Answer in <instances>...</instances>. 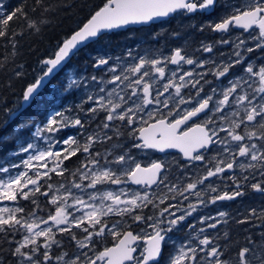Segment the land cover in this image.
Listing matches in <instances>:
<instances>
[{"label":"snow or ice","instance_id":"1","mask_svg":"<svg viewBox=\"0 0 264 264\" xmlns=\"http://www.w3.org/2000/svg\"><path fill=\"white\" fill-rule=\"evenodd\" d=\"M217 8L221 9L217 17L205 21L198 30L218 33L221 38L211 44L202 41L195 51L212 54L217 45H230L232 52L228 61L216 63L211 58H193L184 48H175L169 55L163 52L157 55L151 50L134 55L129 50L127 59L89 54L91 67L100 70L99 76L87 73L88 61H85V70L78 78L69 70L62 89L59 82L52 86L59 95L82 88L86 98L82 96L74 106L50 109L43 126H37L32 133L33 138L46 143L33 141L21 145L19 153L31 154L19 164L0 166V202L14 204L0 206V264H160L162 246L171 241L169 233L192 217L199 206L233 201L248 195L249 191L264 197V63L245 61L246 53L264 49V0L235 3L229 0H104L70 35L57 42L47 58L39 61L40 70L34 82L21 89L22 102L17 113L28 107L49 80L104 31L147 23L177 11L197 14ZM58 10L48 0H31V4L21 0L11 11L0 3V47L5 51L9 47L16 49L17 37L31 30L39 33L40 25L47 23L43 19L45 14ZM13 21L19 22L20 31L12 27ZM234 29H243L248 35H233ZM249 41L254 47L248 46ZM4 60L0 62V71L11 68V77L15 80L27 78L23 65L11 67L6 63L7 56ZM241 64H246L242 74L227 79L224 84L220 78H227L230 70ZM168 65L176 67L169 69ZM183 65L192 67L183 69ZM206 65L212 68L197 71ZM209 74L218 83L208 80ZM205 85L209 86L207 90ZM89 102L91 106L85 107ZM161 107L167 110L166 114L158 115ZM101 114L103 118L99 119ZM153 118L155 121L150 123ZM93 123L95 129H92ZM31 124L30 120L21 121L16 127L22 130ZM69 128L79 130L76 136L58 135ZM114 137L136 141L131 148L139 150L179 149L187 161L193 162V168H196L195 162H202L204 170H197L191 176L186 170L170 179L168 164L153 160L142 166L131 148ZM7 139L8 136L0 137L3 141ZM105 142L109 148L103 152L96 150V145L103 146ZM213 151L214 155L204 154ZM78 153L83 156L79 167L69 170L64 166L65 161ZM237 168L247 175L236 173ZM65 173L69 177L64 182L45 183L51 180L50 174L64 177ZM225 173L233 174L221 175ZM214 177L231 181L233 187L225 184L229 190H222L211 181ZM111 185L117 186L116 189L105 188ZM131 185L138 188L133 189ZM40 196L54 207V214L49 213L46 218L39 215L45 210ZM190 196L196 197V203L182 208ZM178 198L182 199L173 204ZM20 199L30 201L34 207L26 210L20 206ZM146 208L150 214L144 212ZM113 216L120 219L110 220ZM226 217L229 213L218 211L215 216L200 217L199 223L206 227L196 229L191 224L188 227L204 234L206 229L227 224ZM253 217L261 221L257 226L262 229L259 240L248 229H244L248 235L243 245L239 240L232 242L228 232L224 233V239L229 244L224 246L217 243L219 236L203 235L198 240L193 237L180 244L166 264H264V207L259 211L249 209L235 223L246 224ZM133 224L146 236V247L139 256L135 255L134 245L141 235L131 230L119 231ZM73 229H79L83 235ZM62 234H68L70 241L75 242L73 252L62 250L65 241L58 238ZM108 234L118 243L96 250L98 239ZM232 248L237 250L225 258Z\"/></svg>","mask_w":264,"mask_h":264},{"label":"flooded vegetation","instance_id":"2","mask_svg":"<svg viewBox=\"0 0 264 264\" xmlns=\"http://www.w3.org/2000/svg\"><path fill=\"white\" fill-rule=\"evenodd\" d=\"M229 2H238V0H229ZM221 12L220 8L215 9L212 12H209L206 14L198 13V14H184L181 11L175 12L172 16H170L163 24L155 25L154 30L151 34V39L148 40L147 38H143L141 36L136 35L140 40H134L133 41V49L132 52L134 55L140 54L141 50L144 49L143 45H148L149 48L147 50H151L153 52H156L157 55L159 52H163L165 55H169L171 51L175 48H184L187 50L189 55H192L193 58L198 57L200 60L204 59H214L216 63H219L221 60L228 61L229 54L232 52V48L230 45H217L213 49V53H203L195 51L200 48L201 42L203 41L205 44H211L215 41L219 40L220 34L213 33L210 31H199V27L201 24H203L205 21L212 20L213 18L217 17V15ZM256 32H258V29H255ZM134 32V31H133ZM137 34V32H135ZM243 33V36L246 37L248 35L247 32H244L243 29H234L233 35ZM154 36V37H153ZM190 36V38L188 37ZM227 38V37H225ZM145 43V44H144ZM248 46L254 47V43L252 41L248 42ZM224 53L223 56L220 54ZM122 59H127L125 55L121 56ZM232 59H235L233 56ZM251 60L255 64L259 65L261 63H264V49H255L252 53H246L245 54V61ZM246 66V64H241L234 66L230 70V74L227 76V78H220L224 84H227V79H231L236 75L242 74L243 67ZM176 66L168 65L169 69H174ZM192 66L183 65V69L190 70ZM212 68V65H206L203 69H197V71H208ZM87 73L89 75L96 74L100 75V70H94L92 67H88L86 69ZM64 72V71H63ZM63 72L60 76H62ZM208 80H211L215 83H218L216 81L215 77L211 74L207 76ZM208 85H205V89H208ZM174 91V90H173ZM185 90H182V92ZM82 96L72 95L70 93V97H64L62 95H59L55 100L53 108L62 109L65 106H74L76 103L80 102ZM86 98V96H84ZM91 106V103L86 104L85 107ZM153 107H156L155 105ZM150 110V109H149ZM167 110L163 109L162 107L159 109L158 115L160 114H166ZM48 113V112H47ZM46 113V114H47ZM42 118V120L39 122V126H43L45 122V116ZM78 114V113H77ZM141 115H144L143 113ZM103 115L101 114L99 116V119H102ZM171 119V117H169ZM155 118L153 120H150L149 122H154ZM85 123H87V119L85 118ZM140 125L137 124V127ZM92 129H95V123L92 124ZM91 130V129H90ZM78 129H64L58 135L60 137L66 138L68 135L76 136ZM111 135V133H109ZM45 136V133H43V137ZM77 139L80 140L81 143H83V139L81 137H77ZM114 140H121L127 144L129 148H131V144L136 141H132L127 139V137H114ZM42 143H46L45 140L42 141ZM64 147V146H61ZM110 146L107 145L105 142L103 146L96 145V150H99L101 152L105 151L106 148H109ZM131 151L134 155V157L142 163V166H147L149 163H151L153 160H161L164 161L166 164L169 165L168 167V173L170 176V179H175L178 176H181L182 173H184L187 170V174L189 176L196 174L197 170L200 172H203V163L202 162H195L196 168L192 167V163L190 161H187L183 158V155L176 151L171 150L166 153L159 154L157 153V150L148 149V150H139L131 148ZM137 151H143L147 153L148 158L150 159H141L139 156H141V153H137ZM207 156H211L215 154V151L213 152H205L204 153ZM83 159V156L78 153L76 157H72L70 160L65 161V167L69 170L74 171L77 167H79L80 160ZM44 169H41L43 171ZM236 173L241 175H247V172H242L240 169L235 170ZM233 173H225L221 174L223 175H232ZM52 182H60L65 181L66 177H69V173H65L64 177H58L55 174H50ZM211 181H214L215 184L220 185L222 190H229V188L233 187L231 184V181H222L219 178H210ZM184 183L187 182V180L182 181ZM46 183V181H45ZM207 183V182H206ZM229 185V188H225L224 185ZM114 186V185H111ZM117 186H115L116 188ZM133 189H137L138 186L131 185ZM140 191H143L144 189H139ZM43 191V189H42ZM151 191V190H150ZM171 195V194H169ZM182 198H178L177 200H173L172 203L176 204L181 200ZM39 201L44 207V211L40 212L39 215L44 216L45 218L49 213L54 214V207L51 205L46 204L45 198L43 196L39 197ZM21 203L23 204V199H21ZM167 203V201H166ZM188 203H196V197L190 196L188 201H185L181 207L186 208ZM12 205L14 206L13 202ZM23 207V206H22ZM260 207H264V197H261L260 194L254 193L249 191L248 195H245L244 197H238L237 199L233 201H222L217 202V204L212 205L209 204L207 207L199 206L197 212L193 213L192 217H189L186 222H182L181 225L177 228V230L169 233V236L171 237V241L167 244H164L162 246V256L160 259V264H166V261L170 254H174L177 247H179L180 244L186 243L189 239L195 237L197 240L202 238L203 235H208L209 237H215L219 236L220 239L217 241L218 244L221 246L229 244L228 240L224 239V233L228 232L230 236V240L232 242H235L239 240L240 245H243L245 243L244 237L248 235L247 232L244 231V229H248L249 232H251L257 240H259L258 233L262 230L261 228L257 227L261 224V221L255 217L250 219L249 223L246 224H236V219H243L245 215H247L248 210L251 208H257L259 211ZM28 210L27 208H25ZM218 211H224L229 213V217H226L228 220L227 224H220L217 226V229H206V232L204 234L199 233L198 231H193L192 228H189L188 225H195L196 229H199L200 227H206V225H201L199 223L201 216H215ZM145 213H149V209H144ZM179 214V213H178ZM110 220H119L120 217H110ZM129 224H131V221H129ZM78 235L82 236L83 233L79 229H73ZM133 231L134 234L141 235V239L138 240L135 243V247L137 248V252L135 255L139 256L140 252L143 251L145 246V239L146 236L144 233L140 232V229L137 228L134 224L129 227L128 225H125L124 227L120 228L119 231ZM151 232V229H146ZM58 238L65 241V246L63 247V251L66 252H73L74 251V245L75 242L70 241L68 234H62ZM118 243V240L111 236L110 234L105 235L104 237H101L98 239L96 244V250L102 251L105 247L111 248L115 246V244ZM71 245V246H69ZM164 250V251H163ZM235 248H232L227 254L225 258H230L232 254L235 252ZM92 254V253H90Z\"/></svg>","mask_w":264,"mask_h":264},{"label":"trees","instance_id":"3","mask_svg":"<svg viewBox=\"0 0 264 264\" xmlns=\"http://www.w3.org/2000/svg\"><path fill=\"white\" fill-rule=\"evenodd\" d=\"M25 2L31 4V0H25ZM103 2L104 0H48V3L53 7H58L59 10L51 14H45L43 19L47 23L40 25L41 31L39 33H36L35 30L24 32L17 37L19 43L16 49L9 47L5 51L3 47H0V62H5L4 57L7 56L6 63L11 67L23 65L22 70L28 73L25 80L17 81L14 77H11V68L0 71V125H3L0 127V137L8 136L7 141L0 140V166L5 164L9 157L12 158L11 154L16 149L17 141L30 130H33L44 115L50 109H53V104L59 93L54 92L52 86L59 82L62 89L65 84V77L60 76L62 71L56 74L28 107L9 119L11 112H14L20 104L22 87L34 81L40 70L39 61L50 55L57 42L61 41L66 35H70L77 25L84 21L90 13L97 10V6L102 5ZM0 3H3L5 8L11 11L21 3V0H0ZM29 15L32 16V13L30 12ZM11 23L15 30H21L19 22L13 21ZM154 27L155 25L152 24L148 27L136 29L137 34L134 33L132 36L138 35L150 40V34H152ZM121 33V31H115L101 35L98 40L81 49L78 56H73L66 67L74 66L78 70H85V61H88L87 67H91L92 61L89 54H93L97 45H104L110 54H116L126 43L133 40L131 35L121 37ZM9 53L11 54L9 55ZM69 91L63 93L62 96H69ZM5 108L10 111L5 112ZM27 120L32 122L31 126L17 130L16 126L21 121ZM22 206L28 210L34 207L30 201L25 200H23Z\"/></svg>","mask_w":264,"mask_h":264},{"label":"rangeland","instance_id":"4","mask_svg":"<svg viewBox=\"0 0 264 264\" xmlns=\"http://www.w3.org/2000/svg\"><path fill=\"white\" fill-rule=\"evenodd\" d=\"M132 36V34L131 33H128L127 34V36ZM189 38H190V36H188ZM140 40V38H133V40L132 41H134V40ZM145 44V43H144ZM143 47H144V49H142L141 50V55H143L145 52H148L149 50H147V48H149V46L148 45H143ZM106 50H107V47L106 46H104V45H97V47H96V49H95V51L93 52V54L92 55H96L97 53H106ZM110 56L111 57H113V58H115V57H117L116 55H113V54H110ZM69 70H73V74H74V76L75 77H79V75H80V73H77L76 72V70H75V68L73 67V66H67V68L64 70V72H65V74H64V77H65V81H66V79H67V74L69 73ZM77 96H86V94H85V92H84V89H77ZM37 126H39V125H35L34 126V128H33V130H30L26 135H24L23 137H21L18 141H17V146H16V149L12 152V154H11V156H12V158H8L7 160H6V162H5V164H3L2 166H9L10 164H12V163H15V164H19L20 163V161L22 160V159H26L27 158V155H29V154H31V153H28V154H24V153H19V147L21 146V145H24V146H26V144L28 143V142H36L37 144H43L42 143V141H43V139H40V138H33L32 137V133L36 130V127ZM42 127V126H41ZM41 137H43V132L41 133ZM141 153V156H139L141 159H150V158H148V155H147V153H145V152H143V151H137V153ZM14 153H15V155H14ZM17 170H19V169H14L13 171H17ZM53 183V184H56V183H58V182H52V181H46V183ZM60 182H64V181H60ZM31 187V186H30ZM105 188H110L111 190H115L116 188H115V185L114 186H105ZM75 191V190H74ZM21 200V199H20ZM19 200V201H20ZM3 205H8V206H13L12 205V202H0V206H3ZM147 231V230H146ZM148 233H149V231H147Z\"/></svg>","mask_w":264,"mask_h":264},{"label":"water","instance_id":"5","mask_svg":"<svg viewBox=\"0 0 264 264\" xmlns=\"http://www.w3.org/2000/svg\"><path fill=\"white\" fill-rule=\"evenodd\" d=\"M173 13H171L170 15H172ZM169 15V16H170ZM169 16H167V17H163V18H155V19H153L152 21H148L147 23H139V24H128V25H124V26H122V27H120V28H116V29H112V30H106V31H104L102 34H104V33H109V32H112V31H118V30H125V29H127V28H130V27H137V26H141V25H148V24H150V23H156V22H158V21H160V20H164V19H166V18H168ZM101 34V35H102ZM62 69V68H61ZM60 69V70H61ZM58 73V72H57ZM56 73V74H57ZM53 78V77H52ZM51 78V79H52ZM50 81V80H49ZM49 83V82H48ZM46 86V85H45ZM22 102V97H21V99H20V103ZM12 113H17V109L14 111V112H12ZM12 113L10 114V116L9 117H13V116H15V115H12ZM10 118V119H11ZM171 150H177V151H179V149H175V148H170V149H165V151L164 152H159V151H157V153H165V152H168V151H171ZM180 152V151H179ZM183 158H184V156H183ZM185 159V158H184ZM145 247H146V241H145Z\"/></svg>","mask_w":264,"mask_h":264},{"label":"bare ground","instance_id":"6","mask_svg":"<svg viewBox=\"0 0 264 264\" xmlns=\"http://www.w3.org/2000/svg\"><path fill=\"white\" fill-rule=\"evenodd\" d=\"M12 113V112H11ZM44 190V189H43ZM164 251V250H163ZM160 260V259H159Z\"/></svg>","mask_w":264,"mask_h":264}]
</instances>
